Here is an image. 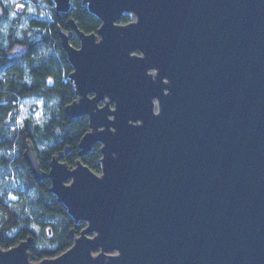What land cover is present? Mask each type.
<instances>
[{
    "label": "water",
    "instance_id": "obj_1",
    "mask_svg": "<svg viewBox=\"0 0 264 264\" xmlns=\"http://www.w3.org/2000/svg\"><path fill=\"white\" fill-rule=\"evenodd\" d=\"M84 1L96 31L70 17L56 33L64 110L87 116L78 151L100 143V171L23 150L84 226L56 256L31 261L28 235L0 264H264V0Z\"/></svg>",
    "mask_w": 264,
    "mask_h": 264
},
{
    "label": "trees",
    "instance_id": "obj_2",
    "mask_svg": "<svg viewBox=\"0 0 264 264\" xmlns=\"http://www.w3.org/2000/svg\"><path fill=\"white\" fill-rule=\"evenodd\" d=\"M24 5L0 0V247L9 248L32 235L29 259L56 256L67 250L84 221L74 220L66 206L50 191L48 176L32 175L23 150L33 143L40 168L49 169L54 155L74 166L80 159L94 172L100 171V143L79 154L80 137L88 130L86 115L69 118L64 106L76 98L69 79L72 65L62 47L56 26L68 29L70 17L85 32L96 31L101 21L84 0H71L68 12L55 11L54 0H20ZM128 12L120 22L129 21ZM70 42L78 45L76 34ZM17 46L22 49L15 51ZM37 100L33 112L20 118L21 102ZM68 146V152L60 151ZM14 194L17 199H10ZM55 235L47 241L46 231Z\"/></svg>",
    "mask_w": 264,
    "mask_h": 264
},
{
    "label": "rangeland",
    "instance_id": "obj_3",
    "mask_svg": "<svg viewBox=\"0 0 264 264\" xmlns=\"http://www.w3.org/2000/svg\"><path fill=\"white\" fill-rule=\"evenodd\" d=\"M12 2H14L15 6L14 8H17V6L19 5H24L23 2H21L20 0H10ZM128 16H129V19L130 20H134L135 17H134V14L131 13V12H128ZM118 22H120V20H118ZM122 23V22H120ZM22 47L21 46H17L15 51H19L21 50ZM37 102V100L33 99V98H30V99H25L21 102V113H20V118L24 115V114H28V113H32L33 112V117L34 118H39V114L38 113H34L32 109V107L34 106V103ZM8 197L12 200V199H17V197L14 195V194H9ZM54 233L52 231H48L46 229V231L43 233L42 237L44 239H46L47 241H50V238H53L54 237Z\"/></svg>",
    "mask_w": 264,
    "mask_h": 264
},
{
    "label": "flooded vegetation",
    "instance_id": "obj_4",
    "mask_svg": "<svg viewBox=\"0 0 264 264\" xmlns=\"http://www.w3.org/2000/svg\"><path fill=\"white\" fill-rule=\"evenodd\" d=\"M67 152H68V149H67ZM67 152H66V153H67Z\"/></svg>",
    "mask_w": 264,
    "mask_h": 264
},
{
    "label": "built area",
    "instance_id": "obj_5",
    "mask_svg": "<svg viewBox=\"0 0 264 264\" xmlns=\"http://www.w3.org/2000/svg\"><path fill=\"white\" fill-rule=\"evenodd\" d=\"M129 21H131V20H129Z\"/></svg>",
    "mask_w": 264,
    "mask_h": 264
}]
</instances>
